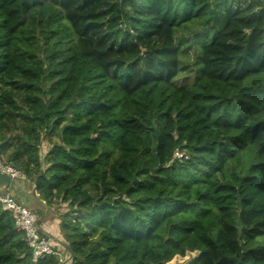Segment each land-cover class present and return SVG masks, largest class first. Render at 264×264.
Instances as JSON below:
<instances>
[{
    "label": "trees",
    "instance_id": "16d2710c",
    "mask_svg": "<svg viewBox=\"0 0 264 264\" xmlns=\"http://www.w3.org/2000/svg\"><path fill=\"white\" fill-rule=\"evenodd\" d=\"M0 159L69 264H264V1L0 0Z\"/></svg>",
    "mask_w": 264,
    "mask_h": 264
},
{
    "label": "built area",
    "instance_id": "2783aa9c",
    "mask_svg": "<svg viewBox=\"0 0 264 264\" xmlns=\"http://www.w3.org/2000/svg\"><path fill=\"white\" fill-rule=\"evenodd\" d=\"M0 170L12 177L24 178L23 174L4 163L1 159ZM0 204L10 210L16 218L17 227L23 231L27 245L31 250V260L33 262L45 255L54 254L57 255L58 264H69L66 254L62 255V249L56 248L50 238L39 229L37 216L33 211L9 196L7 192L0 191Z\"/></svg>",
    "mask_w": 264,
    "mask_h": 264
},
{
    "label": "water",
    "instance_id": "95a60500",
    "mask_svg": "<svg viewBox=\"0 0 264 264\" xmlns=\"http://www.w3.org/2000/svg\"><path fill=\"white\" fill-rule=\"evenodd\" d=\"M24 180V178L12 177L0 170V191H6L9 196L25 206L28 202L36 203L46 210L45 202L40 200L33 190L23 188Z\"/></svg>",
    "mask_w": 264,
    "mask_h": 264
},
{
    "label": "rangeland",
    "instance_id": "374dc122",
    "mask_svg": "<svg viewBox=\"0 0 264 264\" xmlns=\"http://www.w3.org/2000/svg\"><path fill=\"white\" fill-rule=\"evenodd\" d=\"M47 147H48V144L46 143V141H44L43 142V144H42V146H41V148H42V152L41 153H44L45 152V150L47 149ZM25 181V180H24ZM25 184L27 185V189H31L32 188V184L30 183V182H28V181H25ZM33 189V188H32ZM26 207L28 208V209H30L31 211H38V212H40V218H41V220H44V219H47L48 217H52V218H56L57 217V213L56 212H58L59 211V209L61 208V207H63V205H58V204H53L52 205V207L50 208V209H48V210H44V209H42V206H40L39 204H36V203H29L28 202V204H26ZM50 217V218H51ZM63 248V247H62ZM64 253H66L67 254V252H66V250H65V248L64 249H62V255L64 254ZM196 253L195 252H192V253H186V255L185 256H183V257H180V256H175L174 258H173V260H172V263L171 264H183L184 262H186L187 260H189L191 257H193L194 255H195ZM69 263V262H68Z\"/></svg>",
    "mask_w": 264,
    "mask_h": 264
},
{
    "label": "crops",
    "instance_id": "0c3cea01",
    "mask_svg": "<svg viewBox=\"0 0 264 264\" xmlns=\"http://www.w3.org/2000/svg\"><path fill=\"white\" fill-rule=\"evenodd\" d=\"M26 187L27 185L25 184V181H23V188L27 189ZM27 190H33V189L31 188ZM36 213L38 214V211H36ZM50 217H48L47 219L41 220L40 216L37 215L38 227L42 232L46 233V235L50 238V240L53 242L56 248L64 249V240L62 239L59 233L58 218L57 217L50 218Z\"/></svg>",
    "mask_w": 264,
    "mask_h": 264
}]
</instances>
